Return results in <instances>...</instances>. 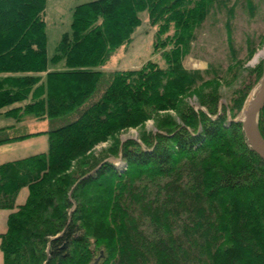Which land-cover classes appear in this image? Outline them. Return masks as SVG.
<instances>
[{
  "label": "trees",
  "instance_id": "1",
  "mask_svg": "<svg viewBox=\"0 0 264 264\" xmlns=\"http://www.w3.org/2000/svg\"><path fill=\"white\" fill-rule=\"evenodd\" d=\"M78 1L48 56L46 0H0V110L50 127L0 129V145L48 137L46 153L0 165V210L12 211L3 264H264V161L238 121L263 63L225 104L218 88L242 61L209 79L183 65L211 10L231 0ZM143 12L163 67L103 71ZM149 120L154 131L143 129ZM129 128L141 129L139 142L116 139ZM257 131L264 142V108Z\"/></svg>",
  "mask_w": 264,
  "mask_h": 264
},
{
  "label": "rangeland",
  "instance_id": "2",
  "mask_svg": "<svg viewBox=\"0 0 264 264\" xmlns=\"http://www.w3.org/2000/svg\"><path fill=\"white\" fill-rule=\"evenodd\" d=\"M78 3V0H46L44 21L46 23V50L48 56L53 54L54 48L61 35L69 31L71 23V9ZM140 18L141 24L134 31L131 43L128 46L117 50L111 57L108 64L103 68V71L112 72L137 70L148 61L156 62L163 67V61L161 60L160 55L153 54L156 27L150 26L145 12L140 14ZM252 50H254V53L251 55L252 57H250ZM263 51L264 0H231L229 8L222 10L214 8L211 10L206 22L197 31V38L191 43L190 53L184 59L183 65L188 71H198L201 78L209 79L212 77L227 76V69L229 65L234 62L233 57L242 61L243 69L238 73L237 78L231 82L230 86H225L220 82L221 84L218 90L222 93V103L225 104L226 99L230 96V94L235 89L239 88L244 78H246V69L253 68L259 61H262L263 63V57L259 56V54ZM61 68L62 67L59 65H50L48 71L61 70ZM3 77L6 76L0 75V79ZM41 77H44V74H42ZM199 83L200 81L197 82V84ZM258 91L259 84L249 94L239 120L243 119L248 106L251 101L256 98ZM186 101L195 106V109H197V100L195 96L189 97ZM5 111L6 109L0 110V115L10 120H0V126L6 125L7 123H9V125L7 124V126L0 127V129L11 127L10 131L16 129L17 131H20L21 129L23 132L27 133L46 132L50 129L47 120L28 118L23 122H18L13 117L5 116L3 114ZM170 114L173 115V113ZM143 129L147 131H154L153 121H147ZM140 132L141 129L129 128L118 134L116 139L122 142L127 139L139 142L138 138ZM38 137L40 138L32 137L37 138V140H35L37 144L17 148L16 152L13 151L10 153L9 159H25L30 156L46 153L48 150V137L46 135ZM10 143L17 142H9L1 144L0 146ZM111 143L112 142L109 141L107 143L99 144L94 148L92 155H97L100 151L109 148ZM107 161L112 163L118 170L120 165H122L121 163H124L120 160V158L113 157H109ZM120 170L122 171V169ZM23 189V192L20 193L22 191L21 190L19 192L20 195L18 194L15 200V209L13 211L16 210V207L23 205L26 201L28 191L26 188ZM24 195H26V198L23 201L22 198ZM11 212L12 211H10V213ZM2 259L3 255L0 250L1 264H3Z\"/></svg>",
  "mask_w": 264,
  "mask_h": 264
},
{
  "label": "water",
  "instance_id": "3",
  "mask_svg": "<svg viewBox=\"0 0 264 264\" xmlns=\"http://www.w3.org/2000/svg\"><path fill=\"white\" fill-rule=\"evenodd\" d=\"M223 104V103H222ZM264 108V57H263V73L259 83V91L254 102L248 106L242 120H238L242 124V131L246 139L247 145L259 158L264 161V149L257 144L253 128L257 129V119L259 113Z\"/></svg>",
  "mask_w": 264,
  "mask_h": 264
},
{
  "label": "crops",
  "instance_id": "4",
  "mask_svg": "<svg viewBox=\"0 0 264 264\" xmlns=\"http://www.w3.org/2000/svg\"><path fill=\"white\" fill-rule=\"evenodd\" d=\"M0 120L7 121V120H10V119H6V117L0 115ZM7 124L9 125V123H7ZM7 124L6 125H3V126H0V127L7 126ZM37 138H40V137H37ZM37 138H31V139L25 140L23 142L10 143V144H6V145L0 146V164L6 163V162L15 161V160L23 159V158H10L9 159V155L13 151L16 152V149L17 148H21V147H25V146H30V145L37 144L36 141H35V140H37ZM16 157H18V156H16ZM23 190L20 193H22ZM26 195L23 196V198H22L23 201L25 200ZM9 214H10V211L0 210V229H1L0 230V235L5 232V229H6V221H7V217H8Z\"/></svg>",
  "mask_w": 264,
  "mask_h": 264
},
{
  "label": "bare ground",
  "instance_id": "5",
  "mask_svg": "<svg viewBox=\"0 0 264 264\" xmlns=\"http://www.w3.org/2000/svg\"><path fill=\"white\" fill-rule=\"evenodd\" d=\"M259 56L260 57H264V51L261 52L259 54ZM254 100L251 101L250 105L254 102ZM253 133H254L255 140H256L257 144L259 145V147H261L262 149H264V142L262 141L261 137L259 136L258 131H257L255 125H254V128H253Z\"/></svg>",
  "mask_w": 264,
  "mask_h": 264
}]
</instances>
